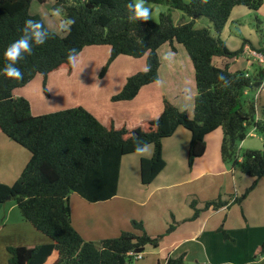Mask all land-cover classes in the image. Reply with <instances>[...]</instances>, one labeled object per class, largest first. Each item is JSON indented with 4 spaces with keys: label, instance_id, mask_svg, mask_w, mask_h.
<instances>
[{
    "label": "trees",
    "instance_id": "obj_1",
    "mask_svg": "<svg viewBox=\"0 0 264 264\" xmlns=\"http://www.w3.org/2000/svg\"><path fill=\"white\" fill-rule=\"evenodd\" d=\"M38 1L45 4L50 0ZM55 1L54 9L63 10L65 18L76 21L65 35L52 31L39 15L31 14L32 0H0V129L31 153L30 161L13 185L0 183V204L17 201L24 220L53 242L34 247H7L10 264H132L133 254L144 253L149 245L159 247L174 226L166 234L152 237L142 221L133 220V231L95 243L86 241L71 220V194L93 203L117 195L122 159L135 153L133 135L154 146L152 158H143L140 164L141 181L147 186L165 168L163 141L178 128L184 127L192 134L190 168L196 159L205 156L207 135L222 128L223 160L233 167L240 164L241 171L255 181L240 197L231 196L229 200L219 197L207 201L204 209L220 210L241 204L264 178V149L241 152L240 148L251 128L264 139V111L258 118L255 100L247 110L241 100L245 91H256L263 84L264 68L252 75L246 71L233 73L229 62L219 68L213 59L230 61L244 53V47L230 50L221 36L236 7L255 12L264 0H208L207 3L147 0L185 13L190 20L180 24L174 23L171 12L160 14L158 22H129L126 9L129 0ZM201 17L213 23L216 35L206 28H196ZM27 19L42 21L51 35L43 45H33L32 53L25 54L17 64L24 73L23 79L12 80L2 74L6 64L4 51L22 35ZM166 44L175 53L179 45L183 46L193 63L197 86L193 118L166 99L159 117L128 128L117 126L112 120L103 124L84 107L35 116L29 100L14 95L16 89L27 86L38 75L47 79L62 69L73 71L74 66L66 59L69 49L76 48L80 58L86 47L109 46L111 56L101 76L120 56L146 58L150 67V71L130 77L122 91L112 97L113 102L131 101L143 87L160 80L159 49ZM260 53L264 55V50ZM220 76L228 81L227 86ZM190 205L198 215V201L193 199ZM225 238H229L226 233ZM165 264H187L186 254L169 258Z\"/></svg>",
    "mask_w": 264,
    "mask_h": 264
},
{
    "label": "crops",
    "instance_id": "obj_2",
    "mask_svg": "<svg viewBox=\"0 0 264 264\" xmlns=\"http://www.w3.org/2000/svg\"><path fill=\"white\" fill-rule=\"evenodd\" d=\"M34 2L35 0L31 2L30 7L33 15L37 14L32 12L35 7ZM94 47L97 50L103 49L107 53V60L110 58L111 47L109 46L86 47L80 58L83 56L82 60L84 61L88 55L94 54L95 51H91L94 50ZM184 49L179 45L178 52L175 53L169 44L163 45L159 49V56L162 55L163 60L167 57L166 59L169 61V70L163 69L165 77L167 71L169 73L179 71L176 66L184 67L180 62H183L188 68L194 67L191 58L188 53L184 52ZM244 52H246L245 49ZM253 52L256 51L253 50ZM131 58L129 56L118 57L110 67L109 74L117 64L135 59ZM135 60H137L135 63L138 64L139 69L144 70L147 66L146 58ZM230 61H226V63H230ZM88 65H91L90 62ZM88 65L86 67H89ZM162 66L164 67V65ZM263 67L262 65L261 68ZM62 70L50 74L49 80L53 76L56 79L62 78L64 76ZM37 79L38 77L35 80ZM49 84L56 87L65 83ZM104 84L92 83L91 88L85 87L86 84L82 85L81 83L75 88L71 86L70 91L75 89L80 95H85V98L73 100L74 97H70L64 101L65 106L58 111L84 107L103 124L112 120L117 126L136 128L142 122L160 116L163 111L164 97L168 98L166 94L168 92L172 98L168 99L173 104L190 113L186 108V101L179 100L177 93H171L166 89L161 79L159 83L143 87L133 100L123 102H112L110 99L115 94H110L108 91L100 92L99 89ZM167 84L173 85V89L179 87L180 91L184 90L183 83ZM125 85L126 83H119L116 87L117 93L121 92ZM191 85L193 90L188 103L190 109L195 111L197 86L196 83H191ZM27 86L16 89L15 97L28 99L33 115H44L43 112L34 110L33 104L26 94ZM69 90L63 89L62 91L65 95H69ZM92 90H94V96H91ZM178 94L182 96L181 93L178 92ZM98 95L101 98H97ZM259 97L260 94L257 95V98L255 95L256 107ZM257 117L261 118L258 115V110ZM215 132L207 135V152L205 156L196 159L191 168L188 162L191 132L180 127L173 136L164 139L163 158L166 166L147 186L141 181L140 164L144 157H140L136 153L124 156L121 162L116 196L106 201L93 203L76 193L71 195V220L74 228L86 241L100 243L106 239L117 238L123 232L133 231V220L142 221L145 230L152 237L164 235L169 227L174 226V230L161 240L159 247L146 246L144 257L137 264H165L169 258H177L183 254H186L187 264H264V256H262L264 255V178L258 181L255 189L241 204L220 210L204 209L207 201L219 197H228L227 200L231 196L240 197L255 181V178L245 175L241 169H237L231 163L223 160L221 147L224 134L222 137L221 135L215 136ZM211 140L217 141L218 145L213 152L210 151L209 142ZM261 144L264 145V139ZM261 144H250L245 140L240 148L263 150L264 146L260 148ZM153 153L154 148L149 145L145 159L152 158ZM211 153L213 158L210 157ZM21 155L26 158L22 146L7 137L0 129V164H4L5 170H10L9 173L7 171L3 174L0 173V183L13 185L18 180L19 176L15 179L12 169L23 160ZM128 163L134 165L131 172L133 180H127L129 189L125 194H122L123 171ZM193 199L198 201L197 209L200 210L198 215H195L196 212L190 205ZM4 205L5 203L0 204V215ZM13 207H10L4 220L0 221V264H10L11 255L7 250L9 246L34 247L53 243L51 239L38 232L24 220L18 218V222H13ZM236 208L240 210L238 211ZM225 233L229 236L228 239L225 238Z\"/></svg>",
    "mask_w": 264,
    "mask_h": 264
},
{
    "label": "rangeland",
    "instance_id": "obj_3",
    "mask_svg": "<svg viewBox=\"0 0 264 264\" xmlns=\"http://www.w3.org/2000/svg\"><path fill=\"white\" fill-rule=\"evenodd\" d=\"M34 4L35 7L33 8L32 12L37 13L34 15H39L51 30H53L54 32L60 35H63L64 32H58L57 28L61 20L65 19V15L63 13V10L54 9V5L56 4V1L50 0L47 3L42 4L38 0H35ZM147 4L153 10V16L151 21L158 22L160 19V14L168 13V12H171V16L175 24H180L184 21L190 20V18L185 13L178 10H171L165 5L153 4L149 2H147ZM56 10L59 11L60 15L54 14V11ZM195 26L197 29L206 28L213 35H216L213 23L206 17L199 18ZM221 37L227 42V45L230 50L237 51L242 47H244V49L246 50V52H244L239 58L230 61L229 69L231 72L236 73L239 71H247L251 75L258 72L261 69L262 64L259 63V59L254 54L253 50L256 51L255 52L256 54H260L259 52H262L264 50V4L258 11L255 12L243 6L236 7L233 10L231 19L229 20ZM245 42L246 44L244 45ZM182 48L184 49L183 46ZM93 49L94 50L91 51H95L94 54L88 55V57H86L84 61L82 60L83 56L79 58L78 63L76 64V67L73 71L68 72L66 70H62L64 71V76L62 78L56 79V77L53 76L51 80H49L50 76H48L47 79H44L43 76L38 75L37 76L38 79L35 80L37 78L36 77L33 80V82L27 86L26 94L29 96L33 104L34 110L36 112H43V114H50L53 113L54 111L57 112L58 110L63 108L65 106L64 101L69 99L70 97H74L73 100H79L80 98L84 99L85 95H80L79 92H77L75 89L72 91L69 90L71 86L75 88V86L80 83L82 85L86 84L85 87L88 88H91L92 83H105V84L107 83L106 85L104 84L105 86L104 85L101 86V88L99 89L100 92L105 93L106 91H108L110 94L117 95L120 93V92L117 93L118 91H116V87L118 86L119 83L120 84L127 83L130 77H132L133 75L139 72L144 71L139 69L138 64L135 63V61L137 60L133 59L132 61L128 60V62L126 63L117 64L109 74L108 71L110 67L113 65L112 63L109 69L107 70V72L105 73V75L101 76L102 69L107 64L109 59L107 60L106 57L107 53H105L103 49L100 48V50H97L96 47H94ZM184 52L187 54L185 49ZM160 61H161V66L164 65V67L162 66V69L160 67L161 71L159 70V77L161 79V82L164 83L165 88L168 89L171 93L174 92L177 93L179 100L181 99L182 101L184 100L186 101L185 102L186 108L189 110L191 114L188 112L187 113L189 114L190 117L193 118L194 111L190 109L191 107H189L190 104L188 103V99L193 90L191 83H196L194 67L188 68L185 66V64H183V62H180L184 67L176 66L179 71L177 72L173 71V73H169L167 71L165 77V72L163 69L167 68V70H169V63H168L169 61L166 58L163 60L162 55L160 57ZM89 62L91 64L90 66L88 65ZM213 63L219 68H224L226 65V61L220 57H215L213 59ZM87 65L89 67H86ZM49 83L51 84L65 83V84L64 85L59 84L58 86L54 87ZM167 83H173L174 85L175 83H179V84L183 83L184 90L180 91L179 87H175V89H173L172 87L173 85H168ZM63 89H68L69 95H65L64 92L62 91ZM178 92L181 93L182 96L179 95ZM256 93L257 91H251L250 93L242 95L241 100L246 110L248 109L249 103L252 102L253 99L255 100ZM166 94L168 98H171V95L168 92ZM259 94L260 97L257 101V110H258V115L262 116L264 111V90L261 91ZM94 95H95L94 90H92L91 96ZM97 98H101V96L98 95ZM168 98L164 97V101L166 99L169 100ZM110 100L112 101V98ZM119 102H123V101H119ZM249 133H254V135L252 136L248 135L246 139L247 142H249L250 144L262 143L263 137L259 133L255 132L252 128L249 130ZM223 134H224L223 129L219 128L218 130H216L214 135L215 136L221 135L222 137ZM209 145L211 152H213L216 149V146L218 147L217 141L215 142L213 140L209 142ZM262 146L264 145L261 144L260 148H262ZM152 148H154L153 145ZM22 149L26 154V158H23V155H21V159L23 160L18 164H16L15 167H13L12 173L15 179L18 178V176L20 177L24 167L28 164V162L31 159V153L23 147ZM242 151L244 150L241 149V152ZM210 157L213 158L212 153ZM133 168H134L133 163L126 164V169L123 171V182L121 186L122 194H125V192L129 189L127 180H133V177L131 176L132 175L131 172ZM236 168L241 169L240 164ZM5 171H7L8 173L10 172L9 169L6 170L4 169V164L2 165L0 164V173L2 172L3 174L5 173ZM71 195H75V194L73 193ZM223 198L228 199V197H223ZM12 206H14L12 213L13 222H18V218L24 220L22 213L18 207L17 201L10 200L5 203L4 208L2 209V213L0 215V221L4 220L5 215L9 212L10 207ZM236 210L239 211L240 209L236 208ZM132 264H137V262L133 260Z\"/></svg>",
    "mask_w": 264,
    "mask_h": 264
},
{
    "label": "clouds",
    "instance_id": "obj_4",
    "mask_svg": "<svg viewBox=\"0 0 264 264\" xmlns=\"http://www.w3.org/2000/svg\"><path fill=\"white\" fill-rule=\"evenodd\" d=\"M202 3H207L208 0H201ZM128 12L129 22H147L152 20L153 10L148 6L147 0H129L126 4ZM55 15H60L59 11H54ZM76 23L73 18L62 19L58 25V32H70L71 27ZM22 35L10 43L4 51V58L6 64L2 69V74L12 80H22L24 73L21 71L17 64L24 58L25 54H31L33 51V45H43L50 37L51 33L45 24L36 19H27L24 22V26L21 29ZM167 58V57H165ZM67 62L74 67L76 66L79 54L76 48H71L67 53ZM145 72L150 71V67L146 66ZM219 79L225 82V86L228 85V81L225 77L220 76ZM159 83V81H157ZM134 152L140 156L146 158V154L149 150V145L139 137L133 135Z\"/></svg>",
    "mask_w": 264,
    "mask_h": 264
},
{
    "label": "built area",
    "instance_id": "obj_5",
    "mask_svg": "<svg viewBox=\"0 0 264 264\" xmlns=\"http://www.w3.org/2000/svg\"><path fill=\"white\" fill-rule=\"evenodd\" d=\"M254 54L258 57L259 63L264 66V55L263 54H256L255 52H254ZM263 90H264V82L258 89H256V91H257L256 98H257V95ZM252 91H254V90H252ZM250 92H251V90H247V91H245V94L250 93ZM254 131L256 132L255 129H254ZM248 135L252 136V135H254V133H249ZM143 257H144V253L133 254V258L136 262L141 261L143 259Z\"/></svg>",
    "mask_w": 264,
    "mask_h": 264
}]
</instances>
